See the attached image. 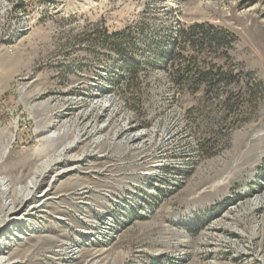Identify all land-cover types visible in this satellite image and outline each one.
<instances>
[{"label":"rangeland","instance_id":"374dc122","mask_svg":"<svg viewBox=\"0 0 264 264\" xmlns=\"http://www.w3.org/2000/svg\"><path fill=\"white\" fill-rule=\"evenodd\" d=\"M48 122L86 156L27 264H264V0H0L1 171L28 181Z\"/></svg>","mask_w":264,"mask_h":264},{"label":"bare ground","instance_id":"6f19581e","mask_svg":"<svg viewBox=\"0 0 264 264\" xmlns=\"http://www.w3.org/2000/svg\"><path fill=\"white\" fill-rule=\"evenodd\" d=\"M90 107L92 110L95 108L94 105H91ZM106 108L107 105L101 106V110ZM87 111H81L83 118L87 115ZM45 125L46 126L41 129L45 134L38 139L40 142L33 149V157H38V160L36 161L37 163H34L35 166L30 170L28 181L25 182L22 180L23 175L19 169L14 170L12 174L1 171L5 168L7 170V168L11 167V165L3 167L1 164L13 154L10 153L11 151L9 152V147L14 139H12L13 137L11 138L10 135L11 140H8L7 132L4 129L5 127L0 128V232L5 230L7 226L11 224L20 226L17 228V231H11L10 235L4 234L5 243L0 241V251L10 246L9 241H15L13 247L8 251L0 253V264H27V262L31 260H38V254L22 252V255H19V253H17L19 249L22 250V245L20 243L18 245L16 241L21 239L23 234H29V232L39 230V225L36 222L33 223V225L30 224L27 226L26 229H28V231L22 229L24 228L22 225L30 215L38 213L37 215L40 218H44L48 214L45 207L46 204L50 205L49 200L55 198L54 193L56 190V182L64 174L75 170L77 168L76 164L86 156L84 153L74 156L68 155L70 150L82 140L76 134L73 138L66 140L64 143H59L60 139L65 138L70 132V128L67 124H64L65 127H55L51 131H48L45 128H48L51 125V122H48V124ZM88 127L87 123L81 127V134L83 136L87 134L88 137L94 133V126L89 129ZM101 127H99V129H101ZM138 137L139 135H134L129 141L137 139ZM99 141L100 139L91 142L97 143ZM63 163H67V165L64 167L61 166L58 169L57 166ZM50 172L53 173L50 175ZM151 203L152 201L147 199L146 202L143 203L142 212L145 211L144 207L150 206ZM34 238L35 241L38 242L45 238L50 239L51 241L56 240L55 237L46 234L41 236L36 235ZM56 246L58 249L52 250L53 254L62 255L66 252L69 253L70 251L66 250L68 248L64 242H58ZM73 253H76V257H79L81 252L80 250H76L73 251Z\"/></svg>","mask_w":264,"mask_h":264},{"label":"trees","instance_id":"16d2710c","mask_svg":"<svg viewBox=\"0 0 264 264\" xmlns=\"http://www.w3.org/2000/svg\"><path fill=\"white\" fill-rule=\"evenodd\" d=\"M198 27L200 28V25ZM181 33L183 34V32H181ZM203 34L204 35H202V38L207 40L210 44H214V43L220 44V43H222V40H221L222 37L218 36L217 34L216 35L213 34L211 36L209 34H207V33H203ZM196 39L197 40H192L193 44L197 43V41L200 42V34H199V36Z\"/></svg>","mask_w":264,"mask_h":264},{"label":"built area","instance_id":"2783aa9c","mask_svg":"<svg viewBox=\"0 0 264 264\" xmlns=\"http://www.w3.org/2000/svg\"><path fill=\"white\" fill-rule=\"evenodd\" d=\"M23 1H25V0H23Z\"/></svg>","mask_w":264,"mask_h":264}]
</instances>
